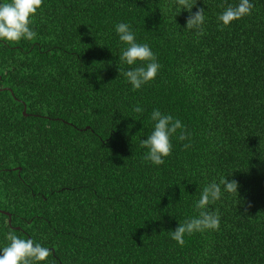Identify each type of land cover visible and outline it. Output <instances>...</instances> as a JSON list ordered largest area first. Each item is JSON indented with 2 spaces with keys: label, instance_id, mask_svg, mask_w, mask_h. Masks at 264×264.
<instances>
[{
  "label": "trees",
  "instance_id": "trees-1",
  "mask_svg": "<svg viewBox=\"0 0 264 264\" xmlns=\"http://www.w3.org/2000/svg\"><path fill=\"white\" fill-rule=\"evenodd\" d=\"M250 2L225 26L239 0H197V37L176 0H43L35 39L0 40V249L15 231L51 250L40 264H264V0ZM120 22L161 65L137 90ZM154 109L184 126L161 165L141 147ZM221 177L239 187L209 206L219 229L181 246L170 231Z\"/></svg>",
  "mask_w": 264,
  "mask_h": 264
},
{
  "label": "clouds",
  "instance_id": "clouds-1",
  "mask_svg": "<svg viewBox=\"0 0 264 264\" xmlns=\"http://www.w3.org/2000/svg\"><path fill=\"white\" fill-rule=\"evenodd\" d=\"M196 3L197 0H176V11L177 15L181 9L189 12L185 28L195 29L196 36L199 37L204 34L205 9L199 7L197 11L192 12ZM42 6L43 0H3L0 2V40L19 42L21 39H35L37 34L32 28L33 17ZM253 8L254 5L250 0H239L237 5H229L225 8L218 16V20L225 26L229 25L234 20L250 15ZM115 30L120 41L127 45V48L122 50L119 59L130 66L136 65L138 61L143 62V66L132 67L123 73L133 90L140 89L142 85L156 78L161 65L147 43L136 41L131 25L120 22L116 24ZM134 111L142 113L144 109L137 105ZM151 119L155 122L154 130L147 136V139L141 140V147L147 149L144 160L161 165L164 163V157L172 153L173 135L177 134L178 129L182 130L184 126L179 119H174L171 114H163L159 109L152 111ZM178 138L186 139L185 133L181 131ZM184 147L187 148L189 145H184ZM221 185L229 193H238L239 184L234 179L221 177L218 183L213 180L207 184L195 203L198 216L186 219L183 223L179 221L178 227L170 231L173 240L183 246L185 234L191 235L194 232L219 229V211L210 210L209 206L221 198ZM6 239L9 244L0 249V264H40L52 254L51 250L41 243L33 239L21 238L15 231H9Z\"/></svg>",
  "mask_w": 264,
  "mask_h": 264
},
{
  "label": "water",
  "instance_id": "water-1",
  "mask_svg": "<svg viewBox=\"0 0 264 264\" xmlns=\"http://www.w3.org/2000/svg\"><path fill=\"white\" fill-rule=\"evenodd\" d=\"M3 212L8 216V222H10V214L8 212H5V211H3Z\"/></svg>",
  "mask_w": 264,
  "mask_h": 264
}]
</instances>
